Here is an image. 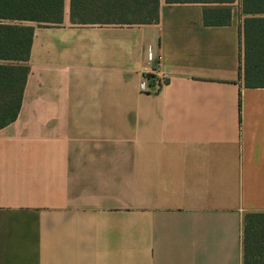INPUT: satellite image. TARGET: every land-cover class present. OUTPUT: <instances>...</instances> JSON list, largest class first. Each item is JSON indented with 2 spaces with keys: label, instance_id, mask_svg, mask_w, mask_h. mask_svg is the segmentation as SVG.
I'll list each match as a JSON object with an SVG mask.
<instances>
[{
  "label": "crops",
  "instance_id": "0c3cea01",
  "mask_svg": "<svg viewBox=\"0 0 264 264\" xmlns=\"http://www.w3.org/2000/svg\"><path fill=\"white\" fill-rule=\"evenodd\" d=\"M98 1L73 20L62 0L58 22H9L33 33L0 128V264H243L244 216L264 212L243 0H158L154 24L89 21ZM217 8L229 24L204 26Z\"/></svg>",
  "mask_w": 264,
  "mask_h": 264
},
{
  "label": "trees",
  "instance_id": "16d2710c",
  "mask_svg": "<svg viewBox=\"0 0 264 264\" xmlns=\"http://www.w3.org/2000/svg\"><path fill=\"white\" fill-rule=\"evenodd\" d=\"M46 1V0H45ZM62 0H49L47 8L31 9L30 0H0V128L17 115L28 67L33 29L9 22H58ZM95 0H70V19L79 7H95ZM234 0H164L166 4H230ZM241 75L246 87H264V0H243ZM89 21L115 24H154L158 0L98 1V12L90 11ZM78 20L82 21L81 18ZM228 8L204 9V26H226ZM8 22V23H5ZM243 264H264V212L246 213L243 222Z\"/></svg>",
  "mask_w": 264,
  "mask_h": 264
}]
</instances>
